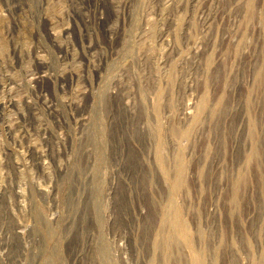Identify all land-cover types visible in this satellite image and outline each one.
Returning <instances> with one entry per match:
<instances>
[{
  "label": "rangeland",
  "instance_id": "1",
  "mask_svg": "<svg viewBox=\"0 0 264 264\" xmlns=\"http://www.w3.org/2000/svg\"><path fill=\"white\" fill-rule=\"evenodd\" d=\"M0 264H264V0H0Z\"/></svg>",
  "mask_w": 264,
  "mask_h": 264
},
{
  "label": "bare ground",
  "instance_id": "2",
  "mask_svg": "<svg viewBox=\"0 0 264 264\" xmlns=\"http://www.w3.org/2000/svg\"><path fill=\"white\" fill-rule=\"evenodd\" d=\"M200 105H201V104H200ZM201 108H202V107H201ZM201 108H200V109H201ZM157 110H158V109H157ZM199 115H200V114H199ZM95 129H96V128H95ZM100 131H101V130H100ZM93 132H95V131H93ZM96 134H97V133H96ZM102 136H103V135H102ZM94 137H95V136H94ZM94 144H95V143H94ZM102 144H103V143H102ZM101 146H102V145H101ZM96 148H97V147H96ZM98 148H99V147H98ZM100 148H101V147H100ZM95 150L98 151L97 149H95ZM99 150H100V149H99ZM256 152H257V151H256ZM253 153H254V152H253ZM255 154H256V153H255ZM101 156H102V155H101ZM99 158H100V157H99ZM183 165H184V164H183ZM178 166H179V165H178ZM159 168H160V167H159ZM179 169H180V168H179ZM184 169H185V168H184ZM182 172H183V171H182ZM178 173H179V172H178ZM179 176H180V175H179ZM179 176H178V177H179ZM175 178H176V177H175ZM179 178H180V177H179ZM175 181L178 182V180H176V179H175ZM182 181H183V180H182ZM175 183H176V182H175ZM175 183H173V184H175ZM181 183H182V182H181ZM176 185H177V184H176ZM175 192H176V191H174V193H175ZM170 204H171V203H170ZM73 205H74V204H73ZM77 206H78V205H77ZM173 207H174V206H173ZM174 210H175V209H174ZM174 212H175V211H174ZM166 217H167V216H166ZM179 219H180V218H179ZM176 222H177V220H176ZM176 222H175V223H176ZM180 222H181V221H180ZM180 222H179V224H180ZM167 223H168V221H167ZM177 224H178V222L176 223V225H175V224H174V225H175V226H178ZM182 225H183V224H182ZM169 226H170V225H169ZM180 228H182V227H180ZM183 230H184V229H183ZM183 230H181V231L183 232ZM178 232H179V231H178ZM183 234H184V233H183ZM177 235H178V234H177ZM168 236H169V235H168ZM173 236H174V235H173ZM184 236H185V235H184ZM187 237H188V236H187ZM182 239H183V238H182ZM166 240H167V238H166ZM168 240H169V239H168ZM186 240H187V239H186ZM186 240H184V241L186 242ZM171 242H172V241H171ZM171 242H170V243H171ZM187 242H188V241H187ZM188 243H189V242H188ZM189 244H190V243H189ZM189 244H188V245H189ZM159 245H160V244H159ZM170 249H171V248H170ZM195 260H196V259H195ZM61 263H62V262H61Z\"/></svg>",
  "mask_w": 264,
  "mask_h": 264
}]
</instances>
